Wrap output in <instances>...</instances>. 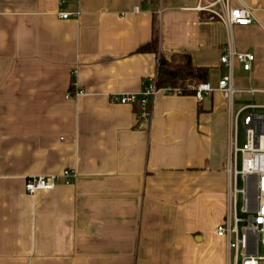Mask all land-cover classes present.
Wrapping results in <instances>:
<instances>
[{"label":"crops","instance_id":"obj_1","mask_svg":"<svg viewBox=\"0 0 264 264\" xmlns=\"http://www.w3.org/2000/svg\"><path fill=\"white\" fill-rule=\"evenodd\" d=\"M200 2L0 0V264H235L217 228L233 206L234 117L264 108L251 101H264V0L233 1L254 21L231 39ZM155 38L157 52L139 50ZM229 41L255 55L233 69L236 87L256 90L235 94L238 110L218 90ZM180 54L207 69L202 101L161 92L149 116L112 101L158 85ZM70 169L69 183L25 190Z\"/></svg>","mask_w":264,"mask_h":264},{"label":"built area","instance_id":"obj_2","mask_svg":"<svg viewBox=\"0 0 264 264\" xmlns=\"http://www.w3.org/2000/svg\"><path fill=\"white\" fill-rule=\"evenodd\" d=\"M201 0L198 9L209 11L211 20L223 22L228 29L230 39L234 25H248L254 21L253 10L247 6L234 5V0H207L205 4ZM218 7V8H217ZM61 18H69L72 13L60 11ZM221 63L229 68V74L223 77L218 84V90L233 104L234 96L240 91L256 92L255 89H239L236 87L233 77V69L238 62L245 71L253 67L255 55L249 52L236 50L231 42H227L221 54ZM195 90V96L202 101L206 93L214 89L208 82L197 85L189 84L188 89ZM181 95L184 89L180 86L167 85L159 87L156 83L145 86L141 91L129 94H114L113 102L132 104L140 108L142 115L149 116V104L151 98L159 93ZM82 90H76L75 94L81 95ZM261 105H247L234 117L232 152L228 171L232 176L233 206L229 219L217 228L220 236L229 239V249L235 252V264H261L264 262V114L247 112L248 109L260 108ZM245 130V142L239 145V123ZM240 159V166H239ZM76 176L74 170H64L56 175H33L25 180V190L29 194H35L40 190H52L63 180L66 183ZM239 181L243 186L239 187ZM242 195L243 205L241 211L237 208L238 196ZM240 212L243 216H240ZM242 223V228H240ZM260 246L263 253L260 254Z\"/></svg>","mask_w":264,"mask_h":264},{"label":"trees","instance_id":"obj_3","mask_svg":"<svg viewBox=\"0 0 264 264\" xmlns=\"http://www.w3.org/2000/svg\"><path fill=\"white\" fill-rule=\"evenodd\" d=\"M158 2L159 0H143V5L155 9ZM139 50L157 52L158 39H153L150 43L142 46ZM173 60V67L169 62H166L164 67H161L158 75V85L164 86L170 84L173 86H180L184 89L185 94H195V90L191 88L188 89V85H197L199 83L206 82L207 69L193 65L191 57L187 54L174 56ZM168 64L171 66V68L166 67ZM261 264H264V262Z\"/></svg>","mask_w":264,"mask_h":264},{"label":"rangeland","instance_id":"obj_4","mask_svg":"<svg viewBox=\"0 0 264 264\" xmlns=\"http://www.w3.org/2000/svg\"><path fill=\"white\" fill-rule=\"evenodd\" d=\"M238 100V96L236 95L235 96V110H238L239 107H240V102L237 101ZM252 102H256V103H263L264 101L260 100L259 98L256 97V99H252L251 100ZM255 112H253V110H250L249 112L251 113H259V114H264V108H257V109H254ZM238 137H239V145H242L244 142H245V130H244V127L242 125V122L240 121L239 123V130H238ZM239 166H240V159H239ZM238 186L239 187H242L243 184L241 181H239L238 183ZM242 205H243V200H242V195L238 196V203H237V208L238 210L241 211V208H242ZM240 216H243V214L240 212ZM242 223H240V228H242ZM259 253L262 254L263 253V248L262 246H260V250H259ZM240 264V263H239Z\"/></svg>","mask_w":264,"mask_h":264},{"label":"water","instance_id":"obj_5","mask_svg":"<svg viewBox=\"0 0 264 264\" xmlns=\"http://www.w3.org/2000/svg\"><path fill=\"white\" fill-rule=\"evenodd\" d=\"M161 63H162V65H165L166 61L163 59Z\"/></svg>","mask_w":264,"mask_h":264}]
</instances>
